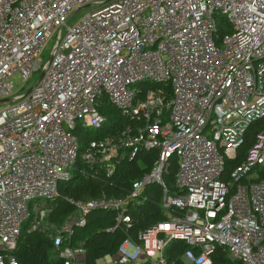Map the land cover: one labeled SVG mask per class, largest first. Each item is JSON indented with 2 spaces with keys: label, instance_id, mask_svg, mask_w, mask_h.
Wrapping results in <instances>:
<instances>
[{
  "label": "built area",
  "instance_id": "obj_1",
  "mask_svg": "<svg viewBox=\"0 0 264 264\" xmlns=\"http://www.w3.org/2000/svg\"><path fill=\"white\" fill-rule=\"evenodd\" d=\"M40 69L13 93L14 73L25 81ZM103 100L126 121L114 132H104ZM0 104V264H22V227L48 225L60 182L74 172L112 178L152 151L124 195L65 196L75 211L48 231L61 264H86L84 242L64 237L95 210L114 212L106 231L126 233L95 264H166L171 240L189 246L188 264H211L218 248L239 264H264V0H0ZM77 127L96 132L83 148ZM150 186L166 219L133 238L131 210Z\"/></svg>",
  "mask_w": 264,
  "mask_h": 264
},
{
  "label": "trees",
  "instance_id": "obj_2",
  "mask_svg": "<svg viewBox=\"0 0 264 264\" xmlns=\"http://www.w3.org/2000/svg\"><path fill=\"white\" fill-rule=\"evenodd\" d=\"M218 27L219 33L222 35L225 32V27L224 25H219ZM167 93H169V86H167ZM99 108L101 113L106 116L105 133L114 132V128L120 127L126 122L119 115L118 110L105 100H103ZM75 133L79 136L81 148L85 146L87 138L92 136L90 131L79 127H77ZM250 141V138H248L246 146L250 144ZM155 157L156 153L152 151L141 154L140 160L123 161L112 178H107L101 173L88 172L85 175H81L78 172H74L68 181L60 182L58 185L60 196L53 201L47 202L49 214L46 222L48 225L44 229L29 231L28 222H26L22 227L16 249L14 250L16 257L22 264H61V259L56 256L52 248V241L48 236V231L50 226L60 227L63 225L66 219L75 211L74 205L70 204L65 199V196L86 201L99 197L102 193L107 196L124 195L131 181L149 170ZM239 161L240 159L230 162L228 166L232 167ZM77 165L82 166L83 164L78 161ZM175 170L176 162L173 159L170 172L165 178L168 182H172ZM262 177L264 178L263 174ZM146 192L150 196L149 200L135 205L131 210L135 222L127 234L133 238H136L138 230L147 229L156 222L166 219L164 210L159 202L160 189L157 186H150ZM114 223L113 211H91L87 215L85 225L74 227L70 236H65L64 240H68L71 245L79 240L83 241L86 249V264H95V260L98 257L107 253L113 254L126 237V233L121 227H117L112 232L106 231L107 227L113 226ZM188 248L189 246L182 240H171L164 249L166 264H185L181 257ZM211 264H239V261L229 257L226 252L218 248L211 255Z\"/></svg>",
  "mask_w": 264,
  "mask_h": 264
},
{
  "label": "rangeland",
  "instance_id": "obj_3",
  "mask_svg": "<svg viewBox=\"0 0 264 264\" xmlns=\"http://www.w3.org/2000/svg\"><path fill=\"white\" fill-rule=\"evenodd\" d=\"M92 9V6H88V7H84L80 10H78L77 12H75L68 20V24H74L83 14H85L86 12L90 11ZM55 34L56 31H53L52 34L49 36V38L46 40L43 48L41 49L40 53H39V58L41 60V64L46 61V59L49 57L53 44L55 42ZM41 69L38 71L33 72L29 78L25 81H23V79L20 77V75L18 73H14L13 76L11 77V81L13 83V93H19V92H26L30 86L32 84H34L36 82V80L38 79L39 75H40ZM4 105V104H0ZM95 131L92 130L91 131V135H95ZM169 184V183H168ZM188 264L186 261H183V263Z\"/></svg>",
  "mask_w": 264,
  "mask_h": 264
},
{
  "label": "water",
  "instance_id": "obj_4",
  "mask_svg": "<svg viewBox=\"0 0 264 264\" xmlns=\"http://www.w3.org/2000/svg\"><path fill=\"white\" fill-rule=\"evenodd\" d=\"M88 5H90V4H88ZM42 74H43V71L40 73V75H39V78H38V79H40V77L42 76Z\"/></svg>",
  "mask_w": 264,
  "mask_h": 264
}]
</instances>
